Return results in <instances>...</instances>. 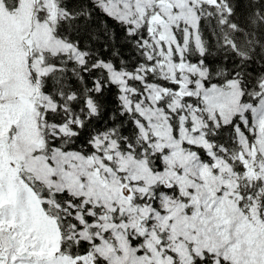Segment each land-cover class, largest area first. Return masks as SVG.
Returning <instances> with one entry per match:
<instances>
[{
  "label": "snow or ice",
  "instance_id": "obj_1",
  "mask_svg": "<svg viewBox=\"0 0 264 264\" xmlns=\"http://www.w3.org/2000/svg\"><path fill=\"white\" fill-rule=\"evenodd\" d=\"M0 264H264V0H0Z\"/></svg>",
  "mask_w": 264,
  "mask_h": 264
}]
</instances>
